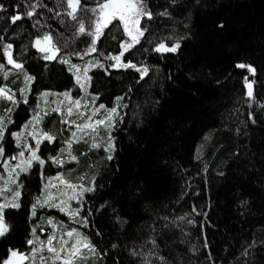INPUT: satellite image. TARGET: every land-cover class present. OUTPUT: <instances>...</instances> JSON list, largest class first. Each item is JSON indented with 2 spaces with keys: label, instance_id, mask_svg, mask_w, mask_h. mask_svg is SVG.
Returning a JSON list of instances; mask_svg holds the SVG:
<instances>
[{
  "label": "trees",
  "instance_id": "obj_1",
  "mask_svg": "<svg viewBox=\"0 0 264 264\" xmlns=\"http://www.w3.org/2000/svg\"><path fill=\"white\" fill-rule=\"evenodd\" d=\"M103 2L80 0L73 19L67 0H0L5 4L0 11V87L15 95L12 101L0 98V118L12 117V128L30 117L41 92L75 89L61 57L73 62L93 57L108 68L107 73L92 69L88 88L105 107L118 104L120 119L111 130L114 158L107 160L104 147L92 148L83 140L72 144L80 172L95 177L97 185L83 199L84 230L97 246V256L87 264H264V0H144L153 17L141 25L151 31L145 37L154 43L150 47L141 37L149 51L134 45L123 58L148 65L143 80L134 69L110 67L115 61L109 56L130 42L117 20L103 29L96 51H88L97 19L91 9ZM33 8L31 17L24 15ZM165 10L169 15H160ZM17 12L23 18L13 24L10 17ZM219 21L223 28L216 27ZM46 34V46L55 52L52 60L34 45ZM177 39L181 47L176 53L160 57L151 51L155 43L170 46ZM7 44L13 59L34 77L27 99L15 81L19 69L7 63ZM76 52L81 55H72ZM239 63L251 64L256 72ZM245 78L253 84L251 97ZM42 129L56 138L42 144V155L49 148L56 151L58 140L69 139L70 130L57 112L47 116ZM8 142L13 139L7 133ZM51 169L43 173L50 175ZM40 173L34 165L19 177L22 207L5 209L9 231L0 236V260L9 248L28 252L32 246L26 241L37 217L30 204L44 184ZM38 212L66 219L53 209Z\"/></svg>",
  "mask_w": 264,
  "mask_h": 264
},
{
  "label": "snow or ice",
  "instance_id": "obj_2",
  "mask_svg": "<svg viewBox=\"0 0 264 264\" xmlns=\"http://www.w3.org/2000/svg\"><path fill=\"white\" fill-rule=\"evenodd\" d=\"M80 0H67L68 7L71 9V11L68 13L69 16H71L73 19H76V12H77V5L79 4ZM172 4H176L177 0H171ZM21 5L18 3L16 4V7L19 8ZM5 9V4L0 3V11ZM35 9L33 8L30 11H27L24 15H27L31 17L34 13ZM87 11V9H86ZM91 11L93 13L97 14V19L95 22V30L92 33H89L92 36V43L89 45L88 51L94 52L96 51V44L99 37L103 34V29L107 28L113 20H117L118 23H122L123 25V31L127 34L128 37H130V42H124L121 45L122 50H120L117 54L110 55L109 60L115 61L114 63H110V67L113 69H134L139 73L140 80H143L145 76L149 73V67L148 65L144 63H136L133 62L131 59H123L125 58L126 53L128 55H131V51L133 49L134 45H140L141 49L146 53L149 51V49L143 48V44L141 43V37H145V33H149L151 35V31L147 28H144L141 26V20L142 18L147 19L149 22L152 20L153 13L147 9V5L144 3V0H104L103 3L97 4L96 8H92ZM160 15H169L167 10L165 12L160 13ZM23 16L17 12V14L12 15L10 17V21L15 24L16 21L21 20ZM216 27L223 28L224 22L219 21L216 24ZM79 31L83 33L85 31L84 23L81 21L79 25ZM49 34H46L43 38L37 37L36 38V47L40 48L41 51L44 52H50L53 51V49L48 48H41V39H49ZM180 39H185L184 37H181ZM180 39H177L176 42L169 44H166L164 42H158L155 43V47L151 49V51L155 52L158 56L163 57L164 54L167 53H176L178 49L181 47ZM144 43H147L150 47L154 43L153 40L148 39L145 37ZM12 48L11 44H7L4 48V53L7 56V63L10 65H15L16 68H22L23 65L16 60L13 59L12 53L9 51V49ZM58 51V49H57ZM72 55L80 56L81 53L76 52ZM44 59L49 60L53 59L52 56L46 55ZM64 63H70V61L65 60ZM90 67H99L105 71V73L108 72V68L105 67L104 63L101 61H96L94 64H90ZM239 68H247L250 72L255 73L256 69L251 64H245V63H239L237 65ZM77 65H72L71 68H69V71H72L73 69H77ZM88 72V67L84 68V73L86 74ZM29 79H34V77H29ZM86 81H90V77H85ZM247 83L248 92L247 95L251 97L253 95L252 87L253 84L251 81L247 80L245 78ZM81 78L79 75L76 76V83L80 85L81 88L84 87L83 84H81ZM6 94V87H0V95ZM65 97L71 99V97L68 96V92L66 91L64 93ZM7 99L12 101L14 100V96L7 95ZM117 100L122 99L121 97H117ZM27 103V100L24 101ZM62 103V102H61ZM77 107H79V100H76L74 102ZM105 108V105L100 104L99 109ZM72 106L69 105L67 108V112L70 115L72 113ZM53 112H61V109L59 107L54 108ZM249 116L252 117L253 122L255 121L254 116L249 113ZM35 119H39V114H37V117ZM119 112L116 107H113L108 110V114L104 116L103 119L96 120L95 123L99 125H104L109 130L112 127H115L117 123L119 122ZM9 123H14V121L9 120ZM69 125L74 123L73 121H67ZM77 128H79V125H76ZM87 127H91V125H88ZM5 134V124L3 123L2 118H0V145H2V141L4 139ZM12 137H18V132H11L10 133ZM30 135L33 136L35 139V146L32 144H25L24 148L27 149L29 155L27 159L21 160L18 164L13 166V169L9 170V179L8 183L12 185H16L14 189H8L12 192V195L10 199L17 200L22 195V183L18 182V178L21 176V174H27L29 173V170L33 167V163L37 165V167L41 170V176L43 175V169L46 164V159L40 154L41 145L44 141H47L49 143H55L56 138L53 135H50L46 131H41L39 134H37L35 131L30 133ZM73 136H75V133H73ZM83 139V137H81ZM115 138L112 136L111 131L108 133V139L104 145V150L107 152V160L111 161L113 157V153L115 152L116 145H115ZM65 143H68L70 145L71 141H65ZM17 144H19V141L17 140ZM92 148H98L100 147L95 142L91 145ZM63 149H61V152ZM4 152V148L0 146V154ZM20 157L25 156L24 151L19 152ZM9 159L15 160L16 157H10ZM47 160L51 163H54L56 165H63L65 161L62 158H58L57 156H48ZM71 161H76L77 156L70 155ZM5 167L8 165V161L2 162ZM57 176H62V173H57ZM51 178H49V181ZM65 184H67L73 191V195L70 196L69 200H76L79 204V207L75 210V213L71 208L68 209L67 215L69 217H73L80 215V209L84 208L83 199L86 193H92L95 192L97 189V185L95 183V177L93 178V183L91 186H85L84 184L80 185H74L71 184L69 181H64ZM5 189H0V194L3 193ZM63 195V194H61ZM65 203L64 200H59L56 203H53V194L48 193L47 198L43 196H38L36 198V201L34 203L30 204L31 208V215L36 216L37 215V208H43L45 206L52 208V207H58L61 212L65 211ZM107 204V202H105ZM240 203L242 205H247L246 200H241ZM22 205L19 202H13L11 204H5L0 203V236L5 235L9 231V226L5 222V209L6 208H12V209H20ZM101 208H104L105 205L102 204L100 206ZM195 206H193V211H195ZM88 211H92L91 209H88ZM113 212H116V209H113ZM201 215H206V213H201ZM117 219H120L119 216L116 217ZM82 221L87 224L88 223V217L84 216L81 218ZM179 219H183V217H180ZM51 219L49 220V223H51ZM123 223V221H122ZM189 223H194V221H189ZM41 232L44 231L43 228L39 229ZM37 231L36 228H32L31 232L35 234ZM77 233L76 228H71L67 232L68 237H72L73 234ZM101 233L99 230H97L96 235H100ZM56 239L55 235L48 237V243H47V250L51 257V264H57L59 261L60 264H74V261L78 255L82 256V251L87 250L90 253L94 254L97 251V246L95 244H92L91 241H87L85 243L82 239H77L74 243H72L71 247L67 249V256H63L62 253L65 252V248L68 244V241L64 239V236L62 235L60 237V250L58 251L56 247L53 246V241ZM28 245H34V241L29 239L26 241ZM153 245L156 244V241L153 239L152 241ZM118 245L112 244L111 247L114 249ZM43 242H41V248L32 247L31 253L26 254L24 252H21L19 249L9 248L8 255L3 259L0 260V264H25L26 260H29L31 258L32 264H37L36 257L37 253L41 252L43 250ZM250 247H254V245H250ZM105 252H101V255H105ZM133 255H138L134 250L132 252ZM247 255V250L245 252ZM161 261L164 260V257H159ZM39 264H49V262L45 259V257L40 256L39 257Z\"/></svg>",
  "mask_w": 264,
  "mask_h": 264
},
{
  "label": "rangeland",
  "instance_id": "obj_3",
  "mask_svg": "<svg viewBox=\"0 0 264 264\" xmlns=\"http://www.w3.org/2000/svg\"><path fill=\"white\" fill-rule=\"evenodd\" d=\"M144 19L145 18H142L141 24ZM47 41H49V39L41 40V48H47L46 46ZM34 45H36V40L34 42ZM37 49L41 50L40 48ZM51 49L53 48L51 47ZM54 54L51 51L47 55L54 57ZM61 60L70 61V63H64L68 68V70L69 68L72 67L73 64L78 66L77 69H73L72 71H70L73 74L74 82H75V89L67 91L68 96L71 97V99L65 97L64 93L66 91L60 93L46 92V91L41 92L36 96L30 117L21 125L20 128L18 129L12 128L14 126L11 125H13L14 123H9L8 121L3 120V123L5 124L4 138L6 137L7 133L9 136H11L10 133L14 131L18 132L19 135L18 137L11 136V138L13 139V143L10 142L4 143V139H3L2 145H0L4 148V152L0 154V189H5V191H3L2 194H0V203H5V204H11L13 202L20 203V197L17 200L10 199L12 192L9 191L8 189H14L16 185H12L8 183L9 170L13 169V166L18 164L21 160L27 159L29 153L27 149L24 148L25 144H32L33 146H35V139L33 138L32 135H30V133L35 131L37 134H39L41 131H44L42 129V124L44 120L47 118L48 115H50L53 112V109L57 107L61 109V112H57V113L61 115L63 123L65 124L66 128L70 130L69 139L66 140V141H71L70 145L68 143H65V141L58 140V149L56 151H53V149L49 148L45 151L43 155L41 154L46 159V164L44 166V169L51 171L52 170L51 168H54V171L50 175H46L43 173L44 184L38 196H43L47 198V195L50 192L53 194V203H56L59 200L66 201L64 205L65 206L64 212H61L58 207H52V208H49L47 206L43 207L45 209H53L59 211L61 214L65 216L66 219H62L56 214L54 215V214H46L45 212H38L39 209L41 208L39 207L37 208L36 210L37 215L35 216L37 217V221L32 226V228H36L37 231L35 234L31 232V240L34 241V245L31 246L28 252H24L26 254H30L33 246L39 249L41 248V242H43L44 245L43 250L37 253V257H36L37 264H39L40 256L45 257V259L49 262V264H51V257L47 250V243L49 236L55 235L56 239L53 241V246L56 247L58 251L60 250L61 247L60 237L63 235L64 239L68 241V244L65 248V252L62 253V255L65 257L67 256V249L70 248L72 243H74L77 239H82L85 241V243L89 241V236L84 230L87 227L88 223L85 224L81 219L82 217H84L82 213L83 208L80 209V215L78 216L74 215L73 217H69L67 215L69 208H71L75 213V210L79 207V204L77 203L76 200L68 199L70 196L73 195V191L67 184L64 183V181H69L71 184L74 185L84 184L85 186H91L94 178V177L92 178L86 177L85 173L80 172V164L78 158L76 161L70 160V155L77 156L75 152H72L73 150L72 146L76 144L78 141L83 140V142H86V144L88 146L90 145V147L93 142L98 144L100 147H104L108 139V133L109 131L112 130V128L109 130L104 125L96 124L95 121L99 119H103L104 116L108 114V110L113 107H116L119 112V107L117 103H115L112 107H108V108L105 107L103 109H99V105L101 103L97 102L95 97L89 92V88H88L89 81H86L85 77L86 76L90 77L89 74L90 71L96 68V67H90L89 65L96 63V61H98L99 59L91 57L85 62H73L69 60L68 57L67 58L61 57ZM85 67H88V72L86 74L84 73ZM18 69H19V76L15 80L20 85V89L18 90V92L23 99H25V97L27 99L30 94V88L32 83V79H29L31 75L28 73L25 67ZM4 71L5 73H9L11 70L4 69ZM77 75H79L81 78L80 82L81 84L84 85L83 88H81L80 85L76 83ZM25 88L27 90H24ZM246 92H248L247 83H246ZM7 95H12L15 98L14 93L11 92L6 87V94L0 95V98L2 97L6 100ZM76 100H79L80 102L79 107H77L76 104L74 103ZM69 105H71L73 109L70 115L67 112V108ZM37 114H39V119H35L37 117ZM10 120L14 121L12 117L10 118ZM67 121H73L74 123L69 125ZM76 125H79L80 127L77 128ZM88 125H91V127H87ZM73 133H75V136H73ZM81 137H83V139H81ZM17 140L19 141V144H17ZM12 147H15L17 150L13 151ZM62 148L63 151L61 152ZM20 151L25 152L24 157L19 156ZM13 156L16 157L15 160L9 159L10 157ZM48 156H57L58 158H62L65 161V163L63 165H56L54 163H51L50 161L47 160ZM3 161H8L7 167L3 165L2 163ZM34 165H36L35 162L33 163V166ZM58 172L62 173V176H57ZM74 177H76V179ZM49 178H51L50 181ZM18 182H19V178H18ZM38 196L35 197L33 203L36 201V198ZM50 219L52 221L51 223H49ZM41 228L44 229L43 232L39 230ZM71 228H76L77 233L73 234L72 237H68L67 232ZM96 256H97L96 252L92 254L87 250H83L82 256L78 255L74 261V264H87L90 261H92V258ZM25 264H32L31 258L29 260H26ZM57 264H60V262L58 261Z\"/></svg>",
  "mask_w": 264,
  "mask_h": 264
},
{
  "label": "water",
  "instance_id": "obj_4",
  "mask_svg": "<svg viewBox=\"0 0 264 264\" xmlns=\"http://www.w3.org/2000/svg\"><path fill=\"white\" fill-rule=\"evenodd\" d=\"M15 67V65H13Z\"/></svg>",
  "mask_w": 264,
  "mask_h": 264
}]
</instances>
